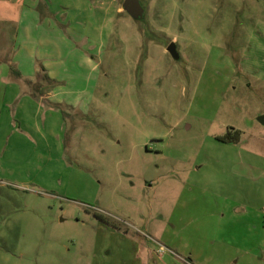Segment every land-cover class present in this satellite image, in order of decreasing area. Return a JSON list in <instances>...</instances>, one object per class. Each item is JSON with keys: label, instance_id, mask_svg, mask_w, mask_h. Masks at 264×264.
I'll list each match as a JSON object with an SVG mask.
<instances>
[{"label": "rangeland", "instance_id": "obj_1", "mask_svg": "<svg viewBox=\"0 0 264 264\" xmlns=\"http://www.w3.org/2000/svg\"><path fill=\"white\" fill-rule=\"evenodd\" d=\"M140 1L142 20L124 0H0V58L36 2L34 27L51 20L33 36L65 80L53 62L59 79L43 81L40 61L32 90L78 100L52 103L51 141L0 145V264H203L217 246L190 179L263 198L264 166L256 183L235 163L264 165V0Z\"/></svg>", "mask_w": 264, "mask_h": 264}, {"label": "crops", "instance_id": "obj_2", "mask_svg": "<svg viewBox=\"0 0 264 264\" xmlns=\"http://www.w3.org/2000/svg\"><path fill=\"white\" fill-rule=\"evenodd\" d=\"M36 8V2L24 4L19 19L20 26L26 27L22 33L19 28L15 37L16 49H14L16 52L0 58V86L3 85V89L5 88V91L3 90L0 94V145L2 147L9 141L23 145L21 136L23 132L38 135L45 143L51 141L49 138L55 133H60L61 130L60 116L57 115L59 112H54V110L62 112L60 107H53L52 103H66L74 108L78 107V100H70L65 95L33 96L35 92L32 90V84L37 81L38 62L42 61L41 65L47 70L50 80L59 79L53 73V62L55 65L59 63L60 67L63 66L61 59L57 58L54 61V58L48 54L53 51L48 52L47 47H44V39L40 38L42 41L38 44L36 37L33 36V33L38 36L43 24H47L51 20L46 18L47 20L45 19L41 27H34L37 22L39 23L41 16ZM57 31L59 32V29ZM58 60L60 61L58 62ZM12 67L20 72L19 77L12 73ZM62 70L63 67L61 68L60 81L64 77ZM20 82H22L21 86ZM261 122L264 124V117L261 118ZM47 137L49 138L47 139ZM239 142L240 140L232 143L238 144ZM257 157V160H241L235 163L237 167H249L247 177L239 176L244 181L247 179L250 182H261L260 171L264 165L261 162V157L258 155ZM189 182L200 188L203 194L205 193V198L207 197L206 200L204 198V201L208 210L204 203L205 209L202 211L205 218L202 220V224L206 230H209L205 234L206 239L214 241L217 246L215 250L217 254L210 255L206 252L204 256L199 257L205 258L203 264H241L245 259L250 262L252 260L250 258H264V192L261 199L259 192L256 195L244 193L241 182L233 184L235 182L220 181V184L217 183L213 189L211 182H204L200 178H192ZM237 185L242 192L233 189ZM209 193L214 197V200H217L215 207L213 201L208 199ZM192 198L197 200L198 197ZM209 207L216 209L215 212L209 210ZM231 252L230 258L234 259L230 260L227 254Z\"/></svg>", "mask_w": 264, "mask_h": 264}, {"label": "water", "instance_id": "obj_3", "mask_svg": "<svg viewBox=\"0 0 264 264\" xmlns=\"http://www.w3.org/2000/svg\"><path fill=\"white\" fill-rule=\"evenodd\" d=\"M123 9L135 20H142L145 17L146 10L140 0H124ZM167 50L173 58H180L175 42L170 43Z\"/></svg>", "mask_w": 264, "mask_h": 264}, {"label": "trees", "instance_id": "obj_4", "mask_svg": "<svg viewBox=\"0 0 264 264\" xmlns=\"http://www.w3.org/2000/svg\"><path fill=\"white\" fill-rule=\"evenodd\" d=\"M39 69L42 72L44 71V68H43V66L41 64H40ZM12 73L14 75H16V77H19L20 76V72L15 67H12ZM41 76H42V80L43 81H45V82L51 81L52 82V80H50V78L48 77L47 74L44 73ZM52 83H54V82H52ZM36 84L37 83L32 84V87H33L34 90H37V87L38 86ZM40 87L41 86H39V88ZM41 92H43V91L41 90ZM33 96H37L38 97L39 95H37L36 93H34ZM231 133L232 132H230L229 135L224 136V137H219L218 139L221 140V141H224V142H238L240 140V137H241V132L239 130H237V131L234 132V134H231Z\"/></svg>", "mask_w": 264, "mask_h": 264}]
</instances>
